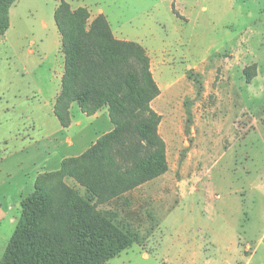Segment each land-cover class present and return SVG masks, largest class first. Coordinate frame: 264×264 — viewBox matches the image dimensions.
Instances as JSON below:
<instances>
[{
    "label": "rangeland",
    "instance_id": "rangeland-1",
    "mask_svg": "<svg viewBox=\"0 0 264 264\" xmlns=\"http://www.w3.org/2000/svg\"><path fill=\"white\" fill-rule=\"evenodd\" d=\"M62 1L87 11V30L102 19L110 38L140 45L157 87L152 142L138 128L150 112L126 98L105 151L113 167L91 176L99 194L64 179L136 239L105 264H264V0H16L0 35V261L38 177L117 127L107 106L88 114L73 102L67 126L55 114ZM98 47L81 68L121 79L137 69L132 56L106 64ZM158 152L161 170L131 180Z\"/></svg>",
    "mask_w": 264,
    "mask_h": 264
},
{
    "label": "trees",
    "instance_id": "trees-1",
    "mask_svg": "<svg viewBox=\"0 0 264 264\" xmlns=\"http://www.w3.org/2000/svg\"><path fill=\"white\" fill-rule=\"evenodd\" d=\"M15 1L0 0V35L9 27V9ZM54 17L63 36L66 57L62 91L55 104V114L67 126L73 102H78L88 114L107 106L117 127L85 154L65 159L59 170L38 177L34 193L21 202L20 217L0 264H105L136 241L131 233L123 230L93 204L90 195L99 192L91 176L96 170L101 179L106 168L113 167L105 151L111 139L121 131L119 115L125 99L148 110V103L157 92L149 57L137 43L116 41L106 30L98 29L99 25H104L102 19L95 20L87 30L88 13L84 8L73 12L62 1ZM84 39L99 42L91 41L80 46L79 42ZM96 45L100 50L97 52L98 59L106 64L126 61L132 56L139 61L137 69L127 72L126 77L121 79L104 70L106 74L100 73L98 63L81 68L80 58H90L87 48L93 49ZM127 53L129 56H126ZM91 60L95 62L94 58ZM124 85L131 90L128 97L123 96ZM148 111L150 118L141 122L138 128L152 142L157 121L155 112ZM163 159L164 155L158 152L147 163L138 164L131 180L138 183L155 176L163 167ZM66 177L77 179L90 195H84L66 184ZM120 177L123 180L124 177Z\"/></svg>",
    "mask_w": 264,
    "mask_h": 264
},
{
    "label": "crops",
    "instance_id": "crops-1",
    "mask_svg": "<svg viewBox=\"0 0 264 264\" xmlns=\"http://www.w3.org/2000/svg\"><path fill=\"white\" fill-rule=\"evenodd\" d=\"M95 115H96V114H95ZM95 115H94V116H95Z\"/></svg>",
    "mask_w": 264,
    "mask_h": 264
}]
</instances>
